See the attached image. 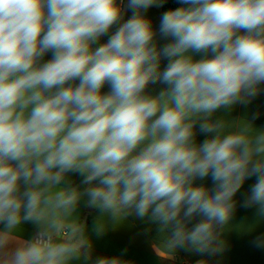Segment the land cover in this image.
I'll list each match as a JSON object with an SVG mask.
<instances>
[{"label":"clouds","instance_id":"1","mask_svg":"<svg viewBox=\"0 0 264 264\" xmlns=\"http://www.w3.org/2000/svg\"><path fill=\"white\" fill-rule=\"evenodd\" d=\"M165 2L0 0V264H129L93 259L81 205L97 237L134 214L196 264L238 207L264 224V128L227 119L264 91V0H178L156 29Z\"/></svg>","mask_w":264,"mask_h":264},{"label":"crops","instance_id":"2","mask_svg":"<svg viewBox=\"0 0 264 264\" xmlns=\"http://www.w3.org/2000/svg\"><path fill=\"white\" fill-rule=\"evenodd\" d=\"M127 4V0H124ZM162 9L157 7L150 8L146 15L152 19L153 27L158 29ZM131 16V12L125 14L126 20ZM115 28H113V31ZM107 37H102L101 42H106ZM168 41L160 40L162 45ZM51 58V53L45 56V60ZM197 59L199 56L197 55ZM167 63L162 60L161 67ZM163 85L151 86L154 92H158ZM264 88V85H261ZM108 86L102 90L107 92ZM259 114L254 120L257 127L264 128V91L248 105H238L232 111V115L227 119H241L246 115L252 116ZM219 115V113L217 114ZM206 137L204 135L197 136V140L202 141ZM75 182H79L80 177H74ZM255 177L245 181L240 193L236 199H241L242 193H247L250 186L254 184ZM197 183H205L211 186L210 179L205 181H197ZM78 222L84 227L85 234L93 245V259L96 257H115L124 253V259L129 264H196L198 260L209 259L194 252H189L177 248H167L165 237L161 236L157 231V225L150 224L146 220L138 219L134 214L120 217L115 220L107 219L105 221V232L102 236L97 237L92 231V226L98 218V214L82 205L76 213ZM71 219V218H70ZM255 209L237 208L233 220L229 226H226L221 234L220 241L224 247L223 254L211 257L214 264H264V249L254 248L251 241L258 235H264V224L255 226ZM3 226L0 225V228ZM33 233L31 224L25 225V234L23 237L16 239H27ZM159 244L165 249L167 255L172 259H161L153 252V245ZM126 250V251H125Z\"/></svg>","mask_w":264,"mask_h":264},{"label":"trees","instance_id":"3","mask_svg":"<svg viewBox=\"0 0 264 264\" xmlns=\"http://www.w3.org/2000/svg\"><path fill=\"white\" fill-rule=\"evenodd\" d=\"M180 6L181 5L178 3V0H166L163 7H161L162 13H164L165 11H167L169 9H174V8L180 7Z\"/></svg>","mask_w":264,"mask_h":264}]
</instances>
